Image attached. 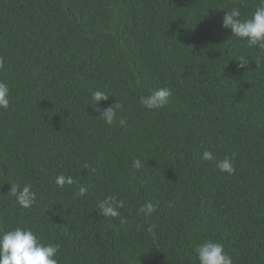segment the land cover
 <instances>
[{"label": "trees", "instance_id": "trees-1", "mask_svg": "<svg viewBox=\"0 0 264 264\" xmlns=\"http://www.w3.org/2000/svg\"><path fill=\"white\" fill-rule=\"evenodd\" d=\"M258 5L0 0V232L59 244V264H199L204 240L233 264H264V49L222 27L227 11L247 19ZM161 87L169 102L145 108ZM95 90L112 125L89 105ZM225 156L232 174L216 167ZM60 174L74 183L58 187ZM11 183L31 184L36 202L22 208ZM106 196L124 202L120 216L101 215ZM147 202L155 212L138 214Z\"/></svg>", "mask_w": 264, "mask_h": 264}, {"label": "clouds", "instance_id": "clouds-1", "mask_svg": "<svg viewBox=\"0 0 264 264\" xmlns=\"http://www.w3.org/2000/svg\"><path fill=\"white\" fill-rule=\"evenodd\" d=\"M239 8H232L227 11L222 20V27L231 29L232 35L241 39H246L249 47L258 46L264 49V0H259V5L250 18L241 19ZM239 68H244L247 62L244 59L238 60ZM0 67H3V60L0 59ZM173 90L170 87H161L153 90L148 95L140 97V103L147 109H161L172 96ZM109 95L102 90H95L91 93L89 105L96 108L99 117L103 118L106 124L112 125L116 121V109L111 106L102 107L101 101H105ZM117 103V102H116ZM88 105V106H89ZM10 106V88L9 85L0 80V109H7ZM124 119L119 120L120 125H124ZM202 159L213 160L214 155L210 151H204ZM132 167L140 169L142 162L136 158L132 162ZM216 167L221 172L232 174L235 172V166L231 157L225 156L222 160L216 161ZM55 183L58 187L63 188L66 184L72 185L74 178L71 175L60 174L56 177ZM15 198L16 202L22 208H29L37 198L36 192L31 184L20 186L11 183L9 191ZM88 188L81 186L78 195L83 197L87 194ZM124 205L123 201H117L113 196H106L98 202L99 209L103 217L120 216L119 209ZM155 206L151 202L142 204L138 208V214L150 216L155 212ZM121 223H125L122 218ZM154 226L148 228L149 232L153 231ZM60 245L53 243H42L34 231L28 228L16 227L12 230L0 232V264H59L57 254ZM194 252L199 260V264H233L230 254L225 251L224 245L214 240H204L194 248Z\"/></svg>", "mask_w": 264, "mask_h": 264}]
</instances>
